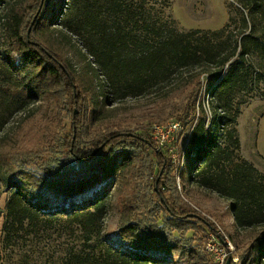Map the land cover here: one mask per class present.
I'll return each mask as SVG.
<instances>
[{
	"label": "trees",
	"instance_id": "16d2710c",
	"mask_svg": "<svg viewBox=\"0 0 264 264\" xmlns=\"http://www.w3.org/2000/svg\"><path fill=\"white\" fill-rule=\"evenodd\" d=\"M234 1L240 7L234 29L226 23L212 31H179L163 19L157 0H71L72 15L61 25L84 39L105 76L106 98L139 94L174 73L197 68V76L208 72L214 115L208 123L202 116L192 126L186 154L195 162L187 180L229 200L236 229L255 232L240 253L232 252L237 259L228 264H264V172L237 155L239 102L234 105L252 74L256 82H264V0ZM40 2L0 0V130L15 115L29 113L36 102L55 101L59 106L45 120V144L14 146L12 138L23 128L0 134V190L9 191L2 245L15 247L22 239L43 242L56 232L73 241L61 243L56 261L53 253L45 252L42 264H164L153 256L156 252L176 255L173 264H215L205 248L206 235L213 233L229 251L226 235L184 200L167 153L158 151L150 137L95 122L98 111L70 66L34 37ZM153 2L160 6L150 14ZM63 106L70 110L67 115L61 114ZM65 118L69 130L62 125ZM128 178L138 191L119 208L117 233L128 248L122 251L103 238L110 190L105 184ZM101 183V191L85 203L64 207ZM190 230L200 234L188 237ZM228 236L238 247L235 237Z\"/></svg>",
	"mask_w": 264,
	"mask_h": 264
},
{
	"label": "rangeland",
	"instance_id": "374dc122",
	"mask_svg": "<svg viewBox=\"0 0 264 264\" xmlns=\"http://www.w3.org/2000/svg\"><path fill=\"white\" fill-rule=\"evenodd\" d=\"M9 2L13 0H8ZM157 0L161 4L162 17L166 21H171L170 25L179 31L217 30L228 23L230 29H234L239 24V17L236 9L240 8L234 0ZM44 0L40 2L37 14L40 22L34 37L49 50L55 51L62 60L70 66L75 80L80 90L87 96L93 108L98 111L95 122L101 121V127L114 126L117 129L134 131L137 134H145L149 137V130L152 123H161L169 119H178L184 125V132L180 137L182 143L188 133L191 131L194 123L205 116L208 123L213 114L211 107L209 91L211 85L207 83L208 72L203 71L197 76L199 68L191 71L174 73L161 84L153 85L143 90L139 94L128 95L127 97L114 100L106 98L108 87L105 84V76L99 70L94 57L84 46L82 36L71 33L61 25L66 18L71 17L69 11L71 0ZM152 7V14L156 8L155 3H149ZM44 6V12L39 11ZM43 8V7H42ZM42 10V9H41ZM45 15V19L41 18ZM33 21H31L32 24ZM236 29V28H235ZM30 32V27L27 29ZM253 76V77H252ZM247 89L244 88L240 96L234 100V105L238 103L239 113L236 116L235 127L236 136L239 141L237 155L239 158L253 164L260 172H264V82H256V77L252 74ZM199 81V85H197ZM210 86V87H209ZM195 89V90H194ZM194 90L195 98H190ZM188 106V115L185 116V107ZM29 113L25 115H15L9 119L0 130V134L22 130L18 138H12L14 146L24 145L29 148H36L39 143L45 144L49 139V130L46 126V119L52 118L55 110L59 107L55 101H40L33 104ZM62 108V105L60 106ZM75 110V109H74ZM70 110L64 108L62 115H67ZM187 117V118H184ZM30 119V120H25ZM184 120H181L183 119ZM62 125L65 130H69L70 121L63 119ZM43 136V138H41ZM193 157V153L190 154ZM183 169L180 176L179 187L177 189L183 194L184 200L189 202L203 216L207 217L218 227V232L235 237L238 247L232 242L233 249L231 254L225 255L224 262L230 256L234 261V255L240 253L242 249L252 240L255 232L253 230H238L234 226L232 214L229 210V200L220 197L215 191L199 186L196 182L187 180L190 172V166L194 165V160L189 159L187 154L184 159ZM199 164L197 168H200ZM174 166L172 174L174 175ZM126 176L129 177V174ZM129 179V178H128ZM139 184L142 179L137 177ZM105 183V182H104ZM104 183L95 185L92 189L75 196L64 207L71 209L70 205L79 206L94 197L101 191ZM109 186V200L107 213L102 222V233L104 240L122 251L128 248L121 242L117 233L120 213L119 208L122 202L131 199L138 189L133 181L128 182L115 180ZM9 191L1 187L0 190V231L3 236L2 228L4 223V204ZM160 223V216L158 217ZM211 233V232H210ZM200 234L196 231H188L186 236ZM213 234V233H212ZM207 233L205 246L207 242ZM218 239V238H217ZM228 239V241H229ZM1 241V240H0ZM63 241L72 242L71 236L51 232L46 240L39 241L31 239L30 241L22 239L17 246L3 247V259L0 264H42L45 252L53 253L54 260L59 258V250ZM219 241V240H218ZM218 253H210L214 262L224 253L226 249L216 242ZM206 248V247H205ZM231 249V248H230ZM156 258L163 259L164 264H173L176 255H163L156 252L153 255ZM58 258V259H57ZM26 259V261H25ZM216 264V263H215Z\"/></svg>",
	"mask_w": 264,
	"mask_h": 264
},
{
	"label": "built area",
	"instance_id": "2783aa9c",
	"mask_svg": "<svg viewBox=\"0 0 264 264\" xmlns=\"http://www.w3.org/2000/svg\"><path fill=\"white\" fill-rule=\"evenodd\" d=\"M184 125L178 119H169L167 121L161 123H152L149 130V137L154 142L157 150L163 149L170 160L172 167L174 166V177L176 180V184L179 187L181 181V171L184 165V159L186 156V148L188 139L190 137L191 131L188 133L184 141L180 142V137L184 132ZM226 244L228 246L229 251H225L224 253H220V257L216 259V264H224L225 255L227 253L231 254V250L233 249L230 241H228L225 236ZM216 242L219 245V241L217 237L209 233L206 242V250L210 253H218V248ZM231 248V249H230ZM225 249V248H224ZM236 261V259H234Z\"/></svg>",
	"mask_w": 264,
	"mask_h": 264
},
{
	"label": "water",
	"instance_id": "95a60500",
	"mask_svg": "<svg viewBox=\"0 0 264 264\" xmlns=\"http://www.w3.org/2000/svg\"><path fill=\"white\" fill-rule=\"evenodd\" d=\"M41 2H42V0H41ZM27 34H28V31H27ZM158 151H159V150H158ZM229 260H230V256L227 257V259H226V263H225V264H228V263H229Z\"/></svg>",
	"mask_w": 264,
	"mask_h": 264
}]
</instances>
